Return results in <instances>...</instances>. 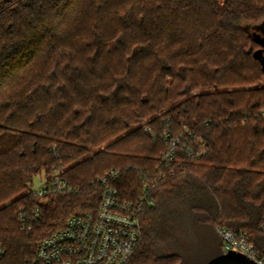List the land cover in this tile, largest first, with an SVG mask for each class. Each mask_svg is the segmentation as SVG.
<instances>
[{"label": "trees", "instance_id": "1", "mask_svg": "<svg viewBox=\"0 0 264 264\" xmlns=\"http://www.w3.org/2000/svg\"><path fill=\"white\" fill-rule=\"evenodd\" d=\"M263 112L264 0H0L1 264H32L41 241L97 210L112 169L129 201L154 182L128 264H186L170 205L259 248ZM166 133L206 155L160 179ZM59 171L72 191H29Z\"/></svg>", "mask_w": 264, "mask_h": 264}, {"label": "built area", "instance_id": "2", "mask_svg": "<svg viewBox=\"0 0 264 264\" xmlns=\"http://www.w3.org/2000/svg\"><path fill=\"white\" fill-rule=\"evenodd\" d=\"M264 115V112H263ZM149 130L148 128H146ZM168 149L161 159V166L166 173L161 172L160 179L174 175L175 166L181 164V155L193 161L206 155L192 147L187 138L164 135ZM120 172L112 169L99 177L98 182L103 187L100 205L95 211H87L69 218L64 228L41 241L36 248L32 264H128L141 242V217L146 206H155L156 201L151 196L154 182L148 181L142 195L136 201L121 197L115 182L120 178ZM72 191L68 181L57 172L46 182L44 187L35 191L40 199L51 193ZM39 217V208L32 214L23 212L21 220L23 227L28 222ZM218 234L222 239L224 254L236 252L246 255L257 264H264V245L251 243L249 236L242 231L219 227ZM264 233V221L261 225ZM5 253L0 249V264Z\"/></svg>", "mask_w": 264, "mask_h": 264}, {"label": "rangeland", "instance_id": "3", "mask_svg": "<svg viewBox=\"0 0 264 264\" xmlns=\"http://www.w3.org/2000/svg\"><path fill=\"white\" fill-rule=\"evenodd\" d=\"M104 149V147L102 148ZM50 180L46 174L42 173L33 178L29 191L41 190L47 181ZM165 217L173 226L175 238H178V243L171 242L172 251H181L186 259V264H206L216 252L223 250L222 239L218 234L217 229H213L207 224L205 228L195 227V213L189 207L170 205L164 210ZM181 247V248H180ZM168 248V247H166Z\"/></svg>", "mask_w": 264, "mask_h": 264}, {"label": "water", "instance_id": "4", "mask_svg": "<svg viewBox=\"0 0 264 264\" xmlns=\"http://www.w3.org/2000/svg\"><path fill=\"white\" fill-rule=\"evenodd\" d=\"M206 264H257L254 260L250 259L246 255L228 252L211 259Z\"/></svg>", "mask_w": 264, "mask_h": 264}]
</instances>
